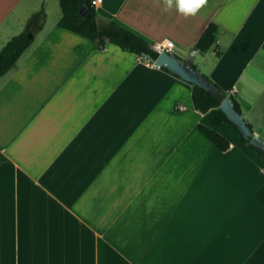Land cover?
Wrapping results in <instances>:
<instances>
[{
	"label": "crops",
	"instance_id": "obj_1",
	"mask_svg": "<svg viewBox=\"0 0 264 264\" xmlns=\"http://www.w3.org/2000/svg\"><path fill=\"white\" fill-rule=\"evenodd\" d=\"M94 9L152 47L170 41L264 143V0H209L191 17L163 0ZM60 16L57 0H0V49L31 39L0 76V264H264L260 157L207 123L189 83L110 43L97 50Z\"/></svg>",
	"mask_w": 264,
	"mask_h": 264
},
{
	"label": "trees",
	"instance_id": "obj_2",
	"mask_svg": "<svg viewBox=\"0 0 264 264\" xmlns=\"http://www.w3.org/2000/svg\"><path fill=\"white\" fill-rule=\"evenodd\" d=\"M61 16L57 25L64 30L78 34L95 44V48L100 50L106 43L117 46L120 50L132 53L137 57H142L151 63L158 55V51L141 36L122 25L100 18L90 0H57ZM83 9L86 15L80 10ZM41 11V9H40ZM216 25L212 22L206 24L201 33L193 43V48L203 53L209 49L214 42ZM31 39L26 32L12 36L0 49V76L5 74L16 62L22 52L30 45ZM218 54V53H216ZM196 72V68L192 65ZM161 70L177 77L169 72L165 67L160 66ZM199 73V72H198ZM203 79L212 86V89L205 90L194 84L191 85L190 99L192 107L204 115L208 124L217 127L226 124L237 136L241 143L245 144L255 152L263 163L264 171V151L256 146L249 144V139L243 138L234 124L227 119L225 114L218 108L219 103L227 98L232 108L240 114L237 101L231 95H226L217 85L210 82L207 77L200 74ZM246 126L252 131V126L245 121ZM198 130L220 151L228 148V141L214 129L199 124ZM7 161L6 157L0 152V163Z\"/></svg>",
	"mask_w": 264,
	"mask_h": 264
},
{
	"label": "water",
	"instance_id": "obj_3",
	"mask_svg": "<svg viewBox=\"0 0 264 264\" xmlns=\"http://www.w3.org/2000/svg\"><path fill=\"white\" fill-rule=\"evenodd\" d=\"M80 12L86 15L83 9H81ZM153 65L167 68L169 72L187 83L197 85L205 90L212 89V86L208 84L198 72L192 69L190 63L181 62L168 51L158 52L157 57L153 60ZM218 108L225 114L227 119L234 124L242 137L249 139L250 145L259 147L264 151V143L256 138L252 131L248 129L242 116L232 108L227 98L219 103Z\"/></svg>",
	"mask_w": 264,
	"mask_h": 264
},
{
	"label": "clouds",
	"instance_id": "obj_4",
	"mask_svg": "<svg viewBox=\"0 0 264 264\" xmlns=\"http://www.w3.org/2000/svg\"><path fill=\"white\" fill-rule=\"evenodd\" d=\"M166 10L175 6L178 12L184 17L197 15L209 2V0H163Z\"/></svg>",
	"mask_w": 264,
	"mask_h": 264
},
{
	"label": "built area",
	"instance_id": "obj_5",
	"mask_svg": "<svg viewBox=\"0 0 264 264\" xmlns=\"http://www.w3.org/2000/svg\"><path fill=\"white\" fill-rule=\"evenodd\" d=\"M101 0H90V4L94 7L98 3H100ZM172 43L170 41H161L153 46L154 49H156L158 52L160 51H168L171 48ZM153 63V61L151 62Z\"/></svg>",
	"mask_w": 264,
	"mask_h": 264
}]
</instances>
